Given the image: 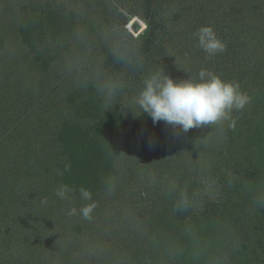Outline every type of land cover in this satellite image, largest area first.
<instances>
[{
  "label": "trees",
  "instance_id": "16d2710c",
  "mask_svg": "<svg viewBox=\"0 0 264 264\" xmlns=\"http://www.w3.org/2000/svg\"><path fill=\"white\" fill-rule=\"evenodd\" d=\"M104 2L82 0L85 8L71 7L77 0H0L16 38L0 42L16 51L4 59L30 67L18 77L22 84L10 85L29 86L13 92L15 100L10 91L0 93V215L23 220L15 230L17 245H38L45 229H55L50 236L61 232L66 254L74 252L79 237L73 228L99 230L134 203L136 196L127 201L122 195L123 184L128 192L141 187L144 197H152L140 196L145 204L134 224L113 229L121 236L114 241L117 254L99 242L106 249L104 264H264V44L254 43L252 34L246 39L254 13L264 28V0ZM79 8L86 11L83 21ZM131 17L146 23L144 37L128 32ZM96 18L105 26L99 36L83 28ZM205 25L225 50L209 56L197 38L191 43L197 54L189 56L202 66L189 69L178 56V35H197ZM113 27L120 29L121 51L141 59L140 70L112 55L105 34ZM54 44L60 47L51 49ZM171 56L186 67L170 68L165 62ZM97 68L127 83L107 111L91 79ZM160 68L173 80H195L205 70L238 83L246 103L233 108L228 120L187 133L163 121L154 124L134 97L142 78ZM139 172L138 180L133 176ZM103 234L101 240L108 231ZM4 238L10 236L0 230L2 244ZM30 251L11 263L31 264Z\"/></svg>",
  "mask_w": 264,
  "mask_h": 264
},
{
  "label": "rangeland",
  "instance_id": "374dc122",
  "mask_svg": "<svg viewBox=\"0 0 264 264\" xmlns=\"http://www.w3.org/2000/svg\"><path fill=\"white\" fill-rule=\"evenodd\" d=\"M78 3L72 5L71 7H81V5L85 8H90L87 7L85 5L82 4V0H77ZM90 1V0H89ZM104 1H109V0H98V2L103 6H105V2ZM202 1V0H200ZM206 3V2H205ZM207 5V3H206ZM208 7V6H207ZM84 9V8H82ZM80 8L78 10H76L78 12V16L80 17L79 21H83L82 15L86 14V11H83ZM85 10V9H84ZM94 14V13H93ZM256 14V13H254ZM253 14V16H254ZM251 17L252 22H261L260 21V17L258 18H254ZM254 19V20H253ZM258 19V20H257ZM247 20V22L245 23L247 25L248 18L245 19ZM264 21V18H263ZM254 22V29L252 28L253 32L252 33H248L246 36V39L249 40L251 39V34L252 37L255 39H252L254 43H257V40L259 41V43L264 44V35H256L254 34L256 32V30H262L264 28L258 27L257 24ZM102 24H104L103 21H98L97 18L88 24H85V26L83 27L84 29L86 28H90L89 32L90 34L94 33V35L99 36L101 33H103V30L105 29V26H101ZM136 24L137 28H133V25ZM13 23L11 22V17L9 15L3 14L0 12V35L2 37L1 41L2 44L4 45H8V44H12L13 39H16L13 35V33L9 30L10 27L12 26ZM5 26V27H4ZM206 27H210L205 25ZM8 28V29H7ZM126 28L128 29V32L131 33V35L138 39V38H142L145 36L146 32H147V26L146 23L142 20H140L137 17H131L126 25ZM250 28V27H249ZM213 30V32L215 33L214 29L211 28ZM256 29V30H255ZM200 29L196 30L197 35H190V34H181L179 33V37L180 38V43L178 44V56H180L181 58H184L187 63H188V68H192L194 69H198L201 65V61H197L196 59H194V55L193 56H189L192 54H197L195 48L191 47V43L192 42H197V38L200 34L199 32ZM245 30H242V33L245 35ZM264 33V32H263ZM216 38H218V35H215ZM19 41H22L19 39ZM62 43V40L60 41L59 44ZM187 43H189L190 45V52H189V47L187 48ZM49 44V43H48ZM59 44H54L51 49L55 50L57 48H59ZM256 47L258 45H255ZM2 47V48H1ZM7 47L9 46H0L1 50L4 52H0V93H5V91H10V95L13 94V92H20L23 91L22 87L26 86V85H22L19 86L16 83L13 86H10L13 82L18 81L22 84V79H18V77H24L25 76V72L30 70V67L27 66H23L21 65H12V64H8L9 61H5V55H9L12 57H15L16 55V51L10 49V51L7 50ZM258 48V47H257ZM76 50H80L81 48L79 47V45H77L75 47ZM7 51V52H6ZM260 52V51H259ZM6 55V56H7ZM3 59V60H2ZM50 60V59H49ZM176 60V59H175ZM4 62V63H3ZM167 64L170 65V68H175V67H179L180 69H182L184 66L182 63H177L176 61H174L173 57H169L166 59ZM19 70H22L23 73H21V76H19ZM164 70V69H163ZM190 73V72H189ZM180 77H177V80L179 81ZM25 80V79H24ZM176 80V81H177ZM41 86L43 87V84H41ZM7 87V88H5ZM29 87V86H26ZM12 93V94H11ZM14 94L12 96L11 99H14ZM15 100V99H14ZM13 101V100H10ZM13 105H15L16 107H18L20 105V103H14ZM35 108L33 107V110ZM135 169V167H134ZM136 172V169H135ZM141 172L137 173L135 176L133 177H137L136 179H140V174ZM134 175V174H133ZM122 183V182H121ZM128 184V183H127ZM127 184L125 183V185L127 186ZM142 186V185H141ZM122 195H126L127 196V201L128 197H131L132 195L136 196L135 198L133 197V201L134 203H129V207H125V210L120 209L116 212V218L114 217V219H112L111 221H105L104 223L106 224L104 227H101L100 225V229L96 230L95 228H92V225H88L86 227L80 228L79 230L73 228L76 232L75 234L78 235V241L76 242V245H73L71 247V250H74V252L68 253L66 254V248L64 247V243H65V236H59L61 232H56L57 233V237L54 236H50L53 230L55 229H45L43 231L42 234V238L39 241V244H35L36 241H33V244H35L34 246H32V244L29 245H24L23 247H21L20 244L17 245V239H18V231H15L16 228H19L21 226V224L23 222L22 219L18 218L16 214L13 215L12 219L10 220L8 217L7 219L1 217L0 215V230L4 232V234H8L10 236V238H4V240H6L5 244H2V240H0V264H10L13 260L17 261V256L20 255L19 257H23L26 256V254L21 255V251L25 250L29 247V249H31L30 254H27V256L29 257L30 263L31 264H104V260L106 257V249L105 247H107L109 250L108 254L110 253L111 255H115L120 251V247L118 245L114 244V241L116 240H121V236L118 233H113V229H115V227L121 225V226H125L126 224H134V222H136L139 218H137V212H140L143 208V203H144V199H150L152 196L147 195L146 197L143 196V191L141 190V187H135V189H131L128 192V186L126 188H124V185L122 184ZM145 187V186H142ZM124 191V192H123ZM145 193V192H144ZM139 194V195H138ZM142 194V195H141ZM140 196H143V200L140 199ZM149 201V200H148ZM128 203V202H127ZM145 204V203H144ZM142 206V208H141ZM141 208V210H140ZM82 218L78 219V222L80 223V225L82 226ZM121 219V220H120ZM88 221V220H87ZM56 223V221H54ZM51 227H53V225H50ZM54 226H57V223L54 224ZM84 226V225H83ZM60 231V230H59ZM108 231V235H106V237L102 238L101 240V236L103 234V232ZM72 232H69L68 230L65 231V234H70ZM74 234V233H72ZM12 236V239H11ZM8 240H11L8 242ZM68 240V239H67ZM105 242V247H103V245L101 246L99 244V242ZM119 244V241H118ZM32 246V247H30ZM88 258V261H87ZM75 259L74 262H72V260ZM96 260V261H95ZM23 262V261H21ZM12 264V263H11ZM107 264V263H106Z\"/></svg>",
  "mask_w": 264,
  "mask_h": 264
},
{
  "label": "clouds",
  "instance_id": "9594fccd",
  "mask_svg": "<svg viewBox=\"0 0 264 264\" xmlns=\"http://www.w3.org/2000/svg\"><path fill=\"white\" fill-rule=\"evenodd\" d=\"M119 31V28L113 27L105 34V39L112 41V55L126 68L140 70L141 59L121 51ZM199 32V46L209 56L225 50V45L210 27L201 28ZM91 79L105 102L106 111L127 88L126 81L107 76L99 68L92 73ZM246 100L239 91L238 83L224 81L205 70L200 71L198 79L190 77L176 81L160 68L142 78L134 105L151 117L154 124L163 121L165 125L187 133L191 129L228 120L233 108H242ZM57 195L63 197V190L57 191Z\"/></svg>",
  "mask_w": 264,
  "mask_h": 264
}]
</instances>
